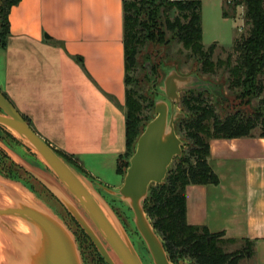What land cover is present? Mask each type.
I'll return each instance as SVG.
<instances>
[{
    "label": "crops",
    "instance_id": "crops-1",
    "mask_svg": "<svg viewBox=\"0 0 264 264\" xmlns=\"http://www.w3.org/2000/svg\"><path fill=\"white\" fill-rule=\"evenodd\" d=\"M123 2L19 0L8 12L0 91L11 103L16 95L14 107L32 129L72 158L45 128L72 132L74 144L65 147L110 156L116 165L125 151ZM208 144L218 182L185 187L186 220L251 242V256L264 264V137L211 138Z\"/></svg>",
    "mask_w": 264,
    "mask_h": 264
},
{
    "label": "trees",
    "instance_id": "trees-1",
    "mask_svg": "<svg viewBox=\"0 0 264 264\" xmlns=\"http://www.w3.org/2000/svg\"><path fill=\"white\" fill-rule=\"evenodd\" d=\"M18 1L2 0L0 48H5L9 34V9ZM201 1L124 0L126 141L125 151L117 159L116 171L124 175L136 139L152 117L142 115L144 108L152 111L151 97L127 87L130 83L128 72L135 68L140 50L148 44L175 40L187 51V59L199 63L200 73L217 76L219 70H223L228 89L239 105H250L251 99L260 97L257 107L238 106L220 117L213 94L194 90L184 92L179 103L185 117L175 122L177 134L185 141L182 155L174 158L163 184L149 186L144 204L145 213L163 240L171 262L188 258L190 264H238L239 254L226 253L219 245V242L233 241L231 238L219 240L223 235L221 232L211 233L205 226L187 222L185 187L218 182L207 160L211 138L251 136L257 126L260 129L258 134L264 137V0H235V6H244L247 30L234 40L232 51L216 61L212 58L216 42L207 48L202 43ZM57 151L85 171L70 155ZM245 252H252L251 242H246Z\"/></svg>",
    "mask_w": 264,
    "mask_h": 264
},
{
    "label": "water",
    "instance_id": "water-1",
    "mask_svg": "<svg viewBox=\"0 0 264 264\" xmlns=\"http://www.w3.org/2000/svg\"><path fill=\"white\" fill-rule=\"evenodd\" d=\"M1 4L2 0L0 8ZM210 86L196 73L166 71L157 86L161 96L154 98L152 117L136 139L118 187L95 179L60 155L0 91V124L30 147L48 171L23 160L11 148L6 152L60 202L106 264H190L182 258L171 262L144 204L149 186L163 184L174 158L182 155L185 141L175 129V122L185 117L177 108L179 91H210ZM107 198L128 209L143 245L141 254ZM0 264H83L73 232L55 209L29 184L1 174Z\"/></svg>",
    "mask_w": 264,
    "mask_h": 264
},
{
    "label": "rangeland",
    "instance_id": "rangeland-1",
    "mask_svg": "<svg viewBox=\"0 0 264 264\" xmlns=\"http://www.w3.org/2000/svg\"><path fill=\"white\" fill-rule=\"evenodd\" d=\"M234 2L235 0L230 3L226 0L201 1L202 43L203 46L207 48L212 43L216 42L212 55L214 61L218 58H225L227 54L232 51L234 40L240 37L241 34H244L247 30L244 23V6H235ZM225 12L226 15L224 14ZM2 50L3 48H0V90L3 89V74L5 73V67L7 66L6 63H4ZM186 53L187 51L182 47V44L175 40H171L164 44H148L140 50L135 68L128 72L130 83L127 87L134 88L139 93L150 96L154 102V98L161 96L157 92V86L161 84L166 71L175 68L180 74L197 72L196 74L201 80L211 83L210 91L208 92L215 96L213 100L217 102L216 111L220 117H223L228 112L234 111L238 106L251 109V107L254 108L259 105L260 97L251 99L250 105H239L238 99L235 98L228 89L226 82L227 76L223 70H219L217 76L202 74L198 70L199 63L194 59H187ZM8 93L6 95L11 96L12 93ZM183 94L184 91H179L180 97ZM16 100L17 96L15 95L13 103H17ZM177 108L181 110L180 103L177 104ZM152 114L153 108L152 111L144 108L142 115L151 116ZM67 132V134L63 133L56 127V125L53 129H44V135L57 145L63 147L68 153H71L74 160L77 161L85 171L92 173L106 185L111 187L112 185H120L122 176L116 173L115 161L112 160L110 156L105 157L101 154H92L87 151L65 147L68 146V144L72 146L74 144V142H72L74 134L72 132L69 133V131ZM252 132L254 134L259 133V127H255ZM49 141L50 140L46 142L49 143ZM6 148H11V150L21 156L23 160L28 161L32 165H37L40 169L48 171L46 165L37 157L30 147L20 141L15 133L0 124V174L5 177L11 176L17 180L30 184V187H35L37 194L55 209L67 227L73 232L78 243L83 264H106L86 234L60 202L38 181L36 182L32 179L33 177L29 173L16 164L7 154ZM107 200L123 222L135 247L141 254L143 245L131 224L128 209L113 199L107 198ZM219 238V240L223 241L227 239L223 235L219 236ZM245 244L239 240L219 242V245L224 252L236 254L237 256L239 254L240 258L238 264H256L255 257L251 256V253H244ZM185 261L191 263L188 258H186Z\"/></svg>",
    "mask_w": 264,
    "mask_h": 264
},
{
    "label": "flooded vegetation",
    "instance_id": "flooded-vegetation-1",
    "mask_svg": "<svg viewBox=\"0 0 264 264\" xmlns=\"http://www.w3.org/2000/svg\"><path fill=\"white\" fill-rule=\"evenodd\" d=\"M32 178V177H31ZM32 179H34V178H32ZM35 180V179H34ZM36 182H37V180H35ZM30 185V184H29ZM31 188L36 192V189H35V187H33V186H31Z\"/></svg>",
    "mask_w": 264,
    "mask_h": 264
},
{
    "label": "built area",
    "instance_id": "built-area-1",
    "mask_svg": "<svg viewBox=\"0 0 264 264\" xmlns=\"http://www.w3.org/2000/svg\"><path fill=\"white\" fill-rule=\"evenodd\" d=\"M226 1L230 3V2H232L233 0H226Z\"/></svg>",
    "mask_w": 264,
    "mask_h": 264
}]
</instances>
